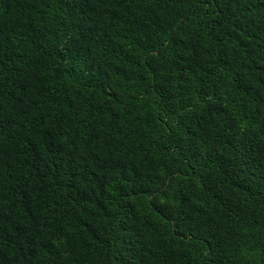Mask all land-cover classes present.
<instances>
[{"label": "trees", "instance_id": "trees-1", "mask_svg": "<svg viewBox=\"0 0 264 264\" xmlns=\"http://www.w3.org/2000/svg\"><path fill=\"white\" fill-rule=\"evenodd\" d=\"M0 264H264V0H0Z\"/></svg>", "mask_w": 264, "mask_h": 264}]
</instances>
